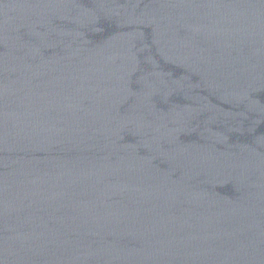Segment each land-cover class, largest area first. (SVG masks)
<instances>
[{
    "label": "water",
    "instance_id": "95a60500",
    "mask_svg": "<svg viewBox=\"0 0 264 264\" xmlns=\"http://www.w3.org/2000/svg\"><path fill=\"white\" fill-rule=\"evenodd\" d=\"M0 264H264V0H0Z\"/></svg>",
    "mask_w": 264,
    "mask_h": 264
}]
</instances>
